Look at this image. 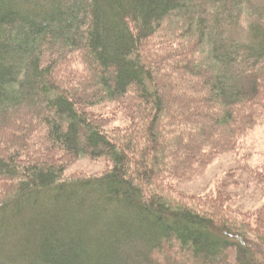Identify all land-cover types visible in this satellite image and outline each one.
Returning <instances> with one entry per match:
<instances>
[{
    "label": "trees",
    "instance_id": "trees-1",
    "mask_svg": "<svg viewBox=\"0 0 264 264\" xmlns=\"http://www.w3.org/2000/svg\"><path fill=\"white\" fill-rule=\"evenodd\" d=\"M104 101L127 131L91 117ZM262 120L264 2L0 0V264H264V215L231 212L227 181L204 197L169 182ZM80 156L110 167L62 178Z\"/></svg>",
    "mask_w": 264,
    "mask_h": 264
},
{
    "label": "rangeland",
    "instance_id": "rangeland-1",
    "mask_svg": "<svg viewBox=\"0 0 264 264\" xmlns=\"http://www.w3.org/2000/svg\"><path fill=\"white\" fill-rule=\"evenodd\" d=\"M250 1L256 4L264 2V0ZM247 22V18L243 17L239 25L234 27L231 35L246 38ZM159 38L160 36H154L152 40H148V43H157ZM171 49H174L173 46L168 47L165 57L176 62L177 58L172 53L174 50ZM143 52L145 53V49ZM144 55L145 57L152 55L154 58L155 53L152 54L148 49ZM66 66L68 70L77 73L84 68L80 58L76 56L71 59V62H67ZM88 111H90L91 117L102 120V129L107 134L112 135L117 132L122 134L129 129L130 122L124 113L123 106L117 101H104L91 106ZM109 167L106 159L102 157L91 159L87 156H80L65 166L62 178L100 176ZM244 168L264 172V120L241 135L236 140L233 149L221 152L210 159L200 174H196L188 181L169 180L172 195H176V193L200 197L213 195L217 192L218 186L227 181L225 187V193L227 194L226 206L231 212L246 213L252 223L259 213L264 215V181H261L262 178L251 176L249 172L242 173ZM255 178H258V180H255ZM109 214V211L104 213L97 211L98 217L103 221ZM90 234L88 232V235ZM15 238L17 240V237ZM253 246L256 254L262 257L264 246L255 243ZM4 254L11 255L7 250Z\"/></svg>",
    "mask_w": 264,
    "mask_h": 264
}]
</instances>
